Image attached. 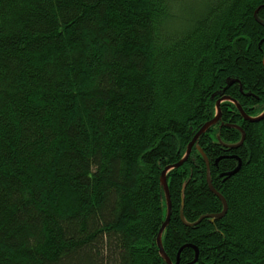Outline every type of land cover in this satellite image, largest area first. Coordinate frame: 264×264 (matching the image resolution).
<instances>
[{"label": "trees", "instance_id": "16d2710c", "mask_svg": "<svg viewBox=\"0 0 264 264\" xmlns=\"http://www.w3.org/2000/svg\"><path fill=\"white\" fill-rule=\"evenodd\" d=\"M263 57L264 0H0V264H167L161 173L224 96L264 111ZM219 108L166 172L172 264H264V119Z\"/></svg>", "mask_w": 264, "mask_h": 264}, {"label": "water", "instance_id": "95a60500", "mask_svg": "<svg viewBox=\"0 0 264 264\" xmlns=\"http://www.w3.org/2000/svg\"><path fill=\"white\" fill-rule=\"evenodd\" d=\"M263 61V67H264V57L262 59ZM224 100H227V101H230L231 103H233L234 105H236L240 115L243 117V120L245 122H250V123H257L259 120H262L264 119V111L259 115L257 116V118H252L250 116H247L244 114V112L242 111V108L240 105H238L237 102H234L232 100H230L227 96H224L222 99L218 100L216 102V114L214 115V119L211 120V121H208L206 122L205 124H203V126L200 128V130L193 136V139L192 141L189 143V145L187 146V149H186V153L183 157V159L178 162L177 164L175 165H172L171 167H167L165 168L163 171H162V175H161V178H160V185H162V188H163V191H164V195L166 196V206H167V213H166V216H165V220H164V223L161 225V227L159 228V232L157 233L156 235V245H157V249L159 251V254L161 256V258L167 263V264H172V262L168 259L167 255H165V252L162 248V243H161V235L163 234V232L165 231V227L167 226V224L169 223V220H170V211H171V206H170V196H169V193H168V185L166 183V172L169 171V170H172L173 168H178L180 166L183 165V163L186 161L187 157L190 155L191 153V148L193 147V145L196 143L197 139L199 136L203 135L208 129L209 127L213 126L218 120H219V116H220V108H219V104L224 102ZM240 132H241V141L238 143V145H241L244 141V133L242 131V129L240 127H237ZM232 148H235V146H232ZM197 151H199V153L201 154L202 158H203V161H205V164H206V172H207V176H206V183H208V188L210 190V192L212 194H214L217 199L220 200L221 204H223V208L221 210V212H218V214H213V215H205V216H201L197 222L195 224H197L198 222L202 221L203 219H209L211 222L213 220H218L219 218L223 217L224 216V213L226 212V209H227V204L225 203V200L224 198L221 196L220 193L216 192L213 187L211 186V183L209 181V176H210V172H209V163L208 161L206 160V157L204 156L203 152L197 148ZM239 166L233 170V172L231 173H228L227 175H225V177L227 176H230V175H234L237 170H238ZM180 217L181 219H183L182 215L180 214ZM189 226H192L191 224H189ZM183 247H181L179 249V252L178 254L180 253L181 249ZM196 251V249H195ZM196 258H197V251H196V255H195V259L193 262H191L190 264H194L196 262ZM178 262V261H177Z\"/></svg>", "mask_w": 264, "mask_h": 264}]
</instances>
